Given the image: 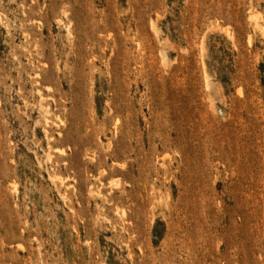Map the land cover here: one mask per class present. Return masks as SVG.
Wrapping results in <instances>:
<instances>
[{
    "label": "rangeland",
    "instance_id": "1",
    "mask_svg": "<svg viewBox=\"0 0 264 264\" xmlns=\"http://www.w3.org/2000/svg\"><path fill=\"white\" fill-rule=\"evenodd\" d=\"M0 264H264V0H0Z\"/></svg>",
    "mask_w": 264,
    "mask_h": 264
}]
</instances>
